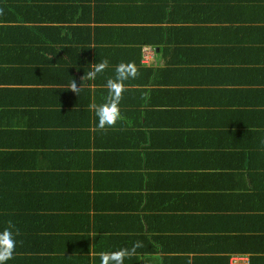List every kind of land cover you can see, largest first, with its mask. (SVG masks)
<instances>
[{
    "label": "trees",
    "instance_id": "1",
    "mask_svg": "<svg viewBox=\"0 0 264 264\" xmlns=\"http://www.w3.org/2000/svg\"><path fill=\"white\" fill-rule=\"evenodd\" d=\"M186 1L181 7L179 2L175 5V0H168V19L176 24L161 30L160 41L166 37L171 41L177 29L189 30L199 18L212 23L215 32L228 29V23L239 31L237 22L241 20L251 22L243 38L259 33V25L252 24L253 11L259 14L256 0H209L208 4L205 0ZM92 10L89 0H0V231L8 222L18 231L14 255L6 264H33L30 260L35 264H110V260L137 264L140 254L158 252L156 244L174 245L161 232L153 234L151 252H135L140 246L142 251L150 246L141 237L140 212L150 210L151 201L139 209L145 196L144 188L140 189L144 186L142 175L130 192H124L126 184L115 185L114 176H136L137 166L154 154L156 161L170 166L183 162L182 170L163 172L167 186L159 185V189L178 188L166 199L174 203L183 199L176 209L186 214L184 221L191 220L188 211H195L192 215L200 220L204 211L230 212L234 222L248 223V234L241 238L249 240L248 247L259 248V258L264 259V225L259 227V218L264 223V206L259 209V199L264 203V124L259 151V107L247 108L248 122L239 137L233 135L225 141L190 138L189 145L214 150L209 159L198 155L194 163L187 161L191 154H184L183 159L177 156L166 160L160 149L167 139L160 138V121L152 110V105L159 104V97L156 100L149 95L159 89L150 91L146 86L154 68L126 58L123 54L129 53V47L119 45L144 41L133 36L124 39L122 35L119 43L113 41V49L107 39L99 36L100 32L91 31L95 27L91 24L95 22ZM118 14L114 12L111 21L121 19ZM240 16L245 18L238 19ZM110 29L119 34L128 27L111 24ZM130 29L143 31L150 42L158 39L153 27ZM114 57L131 64L137 74L123 81L121 119L100 129L93 106L105 103L109 96L108 81L116 78ZM44 60L51 65L45 64L49 70L43 73ZM105 61L102 72L92 80L85 79L93 63ZM73 79L84 84L80 92L67 89ZM203 161L221 163V168L229 169L214 172L223 178L224 186L215 183L210 189L205 183L188 189L177 183L189 180L194 175L191 171H206L200 169L205 165ZM227 181L234 185L227 188ZM240 194L243 197H238ZM114 201L120 202L115 212L111 206ZM239 211L246 216L235 218L233 213ZM102 216L109 220L102 233H90L91 223H100ZM221 218L227 221L228 215ZM81 222L88 230L77 234ZM199 227H206L205 221ZM116 233L122 236L117 239ZM205 237L199 233L193 238ZM237 238L239 242L240 236ZM180 242L181 249L162 250L156 262L149 261L151 255L143 257L142 264H190L189 254L179 253L187 243L183 237ZM95 243H99L97 248ZM251 251L256 253V249ZM17 255L25 260H17ZM218 259L224 261L227 257Z\"/></svg>",
    "mask_w": 264,
    "mask_h": 264
},
{
    "label": "crops",
    "instance_id": "2",
    "mask_svg": "<svg viewBox=\"0 0 264 264\" xmlns=\"http://www.w3.org/2000/svg\"><path fill=\"white\" fill-rule=\"evenodd\" d=\"M175 1V5L179 2L181 7L183 2H187L186 0ZM89 2L93 6L94 19L92 21H95L91 23L92 26H95L91 31L100 32L99 36L107 39L108 45H111L113 49V41L114 44L119 43L122 35L124 39L126 36H133L140 37L144 41H137L133 44L126 41L119 45L129 47L127 50L129 53L123 54L126 58L129 57L130 60L140 61L142 65L154 68L153 74L147 78L146 86L151 89L150 91H153V88L159 89L154 93L150 92L149 95H154L156 100H158L157 96L159 97V104L152 105V110L160 121L159 131L162 135L160 138L167 139L165 147L160 149V155L166 160H170L169 157L177 159V156H181L183 159L182 155L191 154L187 161L194 163H196L198 155L203 159H209L214 150L207 146H195V143L194 146L189 145L190 138L205 140L214 137L217 140L225 141L231 139L233 135L239 137L244 125L248 122L246 114L248 107H259L260 151L262 124H264L263 0L254 2V4L259 3V14L253 11L254 17H252V24L259 25V33L256 35L243 38L245 28L247 30L251 22L247 24L246 21H238L239 31L235 25L228 23L225 24L228 29H218L215 32L212 23L199 18L190 24L189 30L177 29L173 33L171 41H168L167 37L164 41H160L163 33L161 30L168 25L176 24L168 19L170 8L168 0H89ZM205 2L208 4L209 0H205ZM185 5L187 6V4ZM114 12H119L118 16L121 19L118 21L120 22L111 21L116 16ZM243 18L245 17L240 16L238 19ZM98 19L101 20L98 21ZM111 24L128 27V29L136 26L153 27L158 39L155 38L154 42H150L143 31L140 33L135 29L120 30L121 33L117 34L114 32L115 29H110ZM187 48L190 49L187 50ZM113 61L116 66L121 64L116 58ZM45 64L51 65L48 60H44L42 63L43 73L47 70ZM251 67L254 68L252 71ZM126 157L130 159L129 156ZM155 157L154 154L148 158V161H142L137 166L138 174L136 176L132 173L114 176V179L116 178L115 185L126 184L128 187L124 192H130L133 190L131 186L135 185L136 178L139 179L142 175L144 186L140 189L144 188L145 196L139 209H144L151 201V209L140 212L143 222V228L140 230L141 237L145 239L146 243L149 241L150 246L146 251H142L143 247L140 246L135 252H151L154 244L153 234L157 235L162 232L174 241V245L155 243L158 252L140 254L142 258L137 264L144 263L143 257L149 255H151L149 261H158L162 256L159 252L162 250L169 251L176 248L177 251L181 249L182 246L179 245L182 237L183 241L185 239L187 247L179 253L181 256L183 253H188L191 257L190 264H264V259L259 258V250L257 251L259 248L248 247L249 240H246L245 236L241 238L242 235L248 234V229L245 226H248V223H244L242 220L234 222L233 215H230L232 213L225 210L219 211V213L204 211L208 216L207 220L203 217L204 212L200 220L199 217L192 215L195 211H188L187 214L191 216V220L188 218L184 221L183 215L186 214H182V211L176 209L178 205L182 204L183 199L176 203L166 199L171 198L167 197L170 193L178 192V188L159 189V185L167 186L163 172L182 170L183 162L181 161L180 164L171 163L174 166H170L167 163L156 161ZM202 163L205 165H202L200 169L206 171H191L190 173L194 175L189 180L177 183L187 185L188 189L205 183L210 189L215 186V183L224 186L223 178L214 172L221 173L226 170L229 172V169L221 168V163L218 165L209 161ZM207 163L209 164L207 165ZM232 182L227 181L225 186L230 188L231 185H234ZM188 189L186 188V191ZM238 197H243V194ZM119 205L120 202H113L111 205L113 212ZM263 206L264 203L259 199V209ZM233 214L235 218L246 216L244 211ZM227 215L228 220H222L221 217ZM100 219H102L100 223L98 221L91 223L93 229L90 233L96 234V231L102 233L101 230L109 220L105 216ZM261 219L259 218V227L264 225ZM203 221H205L206 227H199ZM212 221H214L213 224ZM207 225H211L210 230H207ZM215 225L217 226L215 227ZM87 230L88 228H84V223L81 222L77 234L83 231L87 232ZM199 233L206 236L205 240L193 238ZM116 236L118 239L122 234L116 233ZM239 236L238 242L237 237ZM165 240L168 242L166 237ZM98 242L103 244L100 239ZM59 245L64 247L62 243ZM97 245L99 243H95L96 248ZM252 249H256V253H252ZM17 256V260H25L20 257L22 255ZM73 256L75 260H78L76 255ZM218 256L227 257V260H219ZM30 261L35 264L34 261ZM180 262V264H188ZM108 263L119 264V261L110 260ZM135 263L136 261H134Z\"/></svg>",
    "mask_w": 264,
    "mask_h": 264
},
{
    "label": "clouds",
    "instance_id": "3",
    "mask_svg": "<svg viewBox=\"0 0 264 264\" xmlns=\"http://www.w3.org/2000/svg\"><path fill=\"white\" fill-rule=\"evenodd\" d=\"M93 65L94 68H92L91 70L89 68L87 69L85 79H94L97 73L103 71L106 66V61L96 62L93 63ZM115 71L116 78L114 80L110 79L108 81L109 96L106 102L100 105L93 106L97 119V127L100 129H103L106 126H113L119 119H121L119 101L121 99V93L124 91L123 81L127 80L130 77H135L137 74L135 67H133L131 64L124 63L118 64ZM83 85H79L78 82L73 79L69 83L67 89L80 92ZM17 235L18 231L15 229V226L11 222H8L7 226L4 227L2 231H0V264H6V262L13 257L17 244ZM103 259L106 258H102V260Z\"/></svg>",
    "mask_w": 264,
    "mask_h": 264
}]
</instances>
